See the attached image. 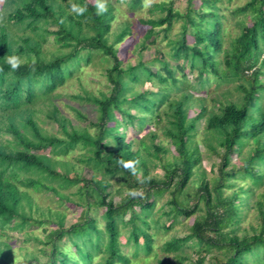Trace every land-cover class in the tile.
Listing matches in <instances>:
<instances>
[{
  "label": "trees",
  "instance_id": "16d2710c",
  "mask_svg": "<svg viewBox=\"0 0 264 264\" xmlns=\"http://www.w3.org/2000/svg\"><path fill=\"white\" fill-rule=\"evenodd\" d=\"M124 1L133 11L145 6L144 0L118 3ZM2 2L0 132L12 135L27 151L35 153L11 149L0 140V236L8 226L21 230L35 223L45 224L26 214V207L31 209L34 202L29 188H46L69 200L52 184L77 186L82 200L78 205L84 206L80 219L68 228L60 222L45 236L42 243L50 249L41 264H94L98 255L103 256L97 264H131L123 244H133L135 256L141 251L153 252L149 220L158 199L169 193L166 215L174 220L193 219L188 234L174 237L163 246L166 253L178 254L181 261L176 264L187 260L180 255L187 249L195 253V257H188V264H264V192L256 203L258 227L252 233L240 234L241 207L255 196L253 186H264V0H249L235 11L246 21L241 22V33L227 50L221 0H187L182 12L172 2L155 4L152 12L161 16L140 20L150 28L145 40L155 36L156 29L166 34L175 22L182 21L180 35L170 42L173 59L185 64H179L176 70L160 51L154 59L124 65L126 50L132 44V26L125 22L110 41L118 11L111 0H99L107 8L99 15L98 0ZM73 4L85 6L86 11L73 12ZM49 25L56 30L50 31ZM50 37L60 49L46 58L44 47ZM139 47L141 52L148 48L146 42ZM12 55L22 61L16 70L6 62ZM95 58L108 62L105 78L110 90L78 98L97 108V121H90V127H78L62 117L55 106L48 116L64 137L43 135L27 107L40 97L56 93ZM157 61L160 69L156 68ZM187 68L196 72L194 84L186 75L182 80L177 77ZM146 82L157 90H136ZM214 83H236L239 100L219 101L217 111H211L203 103L205 99H198L201 106L189 117L188 110L196 99L190 88H211ZM184 87L189 89L184 91ZM175 90L181 92L179 100L172 97ZM77 113L86 119L80 111ZM163 117L170 124L164 134L174 147L172 161L165 156L168 150L156 142V132H150V145L144 139L135 142L127 137L128 129L137 133L149 123L159 125ZM203 119L218 144L207 145L219 160L212 178L202 171L204 154L194 140L197 123ZM48 148L61 156L80 149L84 151L80 160L91 169L73 177L62 174L56 164H68L47 156ZM235 155L239 161H234ZM128 161L133 162L132 168L123 167ZM156 166L162 168L163 177L152 176ZM116 178L128 189L118 202L111 191V181ZM245 179L252 185L237 186ZM99 211L104 228L97 221ZM122 226L128 228L125 243L121 241ZM66 239L68 243L64 244ZM0 264H15L8 242L0 241Z\"/></svg>",
  "mask_w": 264,
  "mask_h": 264
},
{
  "label": "rangeland",
  "instance_id": "374dc122",
  "mask_svg": "<svg viewBox=\"0 0 264 264\" xmlns=\"http://www.w3.org/2000/svg\"><path fill=\"white\" fill-rule=\"evenodd\" d=\"M0 0V4L3 3ZM71 0H67L69 2ZM118 7L117 19L113 23V34L110 38L112 42L114 35L120 30V27L125 23H131L132 32V44L127 48L126 55L124 58V65H135L140 60H150L156 57L158 51H160L171 69L176 70L177 66L183 65V60L175 61L172 57V46L171 41L176 40L180 35L182 28V21L174 23L173 28L169 33H164L160 29H156V35L151 36L148 40L146 35L149 31L148 26H144L140 23L141 19L156 18L160 17V12H152L153 6L160 3H173L174 8L181 12L185 9L187 0H144L145 6L139 10L128 9L126 1L118 3V0H111ZM249 0H221L219 4L220 11L225 16L223 19L224 24V49H229L232 41L237 37L242 30L241 22L246 21V18L242 14H237L235 11L243 7ZM196 5H199L196 2ZM1 19V17H0ZM50 31L56 30L55 26L49 25ZM21 34V31L19 32ZM143 42L147 43L148 48L141 52L139 45ZM44 56L49 58L52 53H58L60 46L55 44L53 38L50 37L48 43L44 47ZM156 68L160 69V62L155 63ZM185 65V64H184ZM108 66L103 58H95L94 62L89 65H83L82 69L71 78L65 86L60 88L56 93L51 96L40 97L38 100L27 108L31 109L33 113V119L37 123L41 133L45 136H57L64 137L63 132L56 122L49 118L50 112L56 107L60 110L62 117L69 121H73L78 127H90V121L96 122L98 118L97 108L90 103L85 102L83 99L78 97H85L86 95L99 96L101 92L107 93L110 90L105 78V71ZM183 75L190 81V84H194V77L196 72H191L188 68L185 72L177 73V77L182 80ZM211 88H201L198 90L190 88L196 99L191 103V107L188 110L189 117H193L195 112L201 106V102L198 99H205L203 102L211 111H217L219 107V101H238L240 93L237 90L236 83H224L216 86L212 84ZM157 90V87L152 83L146 82L144 85L136 86V90ZM184 91L188 90L183 88ZM229 92V94H228ZM226 93V96L223 94ZM174 100H179L181 97L180 91H174L172 95ZM77 111H80L85 117L82 118L78 115ZM163 111V110H162ZM165 111V110H164ZM118 118L120 115L117 113ZM170 126L167 117H163L159 125L149 123L148 126L143 128L141 131L134 133L131 128L127 131V137L129 139H135L136 141L144 139L147 144H151L150 132L154 131L158 134L156 142L168 150L166 158L173 160L175 156L174 147L168 137L165 136V129ZM67 131L70 130L69 126ZM3 130V129H2ZM0 140L4 145L14 150H24L28 153L34 154V151H27L22 145H20L12 135L0 132ZM195 143L200 147L204 154L202 171L206 173L208 178L214 177V169L218 164V158L212 154L207 145H218L217 139L207 130L206 119L200 120L197 123V133L195 135ZM249 150V149H247ZM84 151L77 149L71 152L69 155H54L52 149L48 148L45 151L47 156H53L54 159L61 162L64 161L68 165L64 166L59 163L56 164V170L62 174L66 173L70 177L74 175L83 174L85 169H91L86 166L80 159ZM234 161H239L238 155L234 156ZM152 176L161 178L163 177V170L160 166H156L151 170ZM199 172V176L202 173ZM99 174V173H98ZM199 176L196 180H199ZM21 178H24V174H21ZM111 191L113 192L114 199L120 201L128 192L127 187L118 179H113ZM60 193L64 194L69 200L60 199L52 191L46 188H29L30 196L33 199L32 208L26 207L25 211L28 216L39 222H45L44 225L38 223L32 224L25 229L14 230L8 226L3 230V236H0V241L8 242L12 245L14 251L15 264H27L30 261L33 263L39 262V264L45 262L47 257L45 252L49 251L50 247L45 246L42 242L45 236L54 229H57L60 222H64V226L68 228L70 225L76 223L82 214L84 206L78 205L81 203L79 196L77 195L78 187H62L57 183H53ZM196 185V184H195ZM252 185L250 179L240 180L237 182V186L248 187ZM255 196L249 201V204L242 206V222L240 224V234L245 232L252 233L253 228L258 227V211L256 209V203L260 199L259 195L264 192V186L255 187ZM22 190H26V187L21 186ZM193 191V186L189 190ZM231 193V192H229ZM170 199V194H165L162 198L158 199L157 207L154 211L153 216L150 218L151 228L150 232L154 236L153 252L146 254L141 251L138 256H135V248L133 244L126 246L123 244V251L131 259V264H176L181 259L178 258L176 253H166L163 250V246L166 242L170 241L174 237H183L189 233V227L191 226L193 219H177L174 220L166 215L169 207L167 205ZM139 210V207L136 208ZM95 215V213H92ZM102 211L98 212V224L104 228L105 224L101 218ZM97 217V216H96ZM128 217V216H127ZM159 222V223H157ZM169 227V230L163 229L162 227ZM123 236L121 241L125 243V235H127L128 228L121 227ZM68 243L66 239L64 244ZM44 251V252H43ZM182 257H187L184 260V264L190 262L189 258L195 257V253L191 249L184 250L181 254ZM103 255L96 256L94 264L101 261ZM189 257V258H188Z\"/></svg>",
  "mask_w": 264,
  "mask_h": 264
},
{
  "label": "clouds",
  "instance_id": "9594fccd",
  "mask_svg": "<svg viewBox=\"0 0 264 264\" xmlns=\"http://www.w3.org/2000/svg\"><path fill=\"white\" fill-rule=\"evenodd\" d=\"M71 10L73 12H76L77 14H83L86 11V7L85 6H80V5H77V4H73ZM105 11H107L106 5L104 3H100L99 0H98L97 14L98 15L102 14ZM6 62L10 66V68L12 70H16L17 68H19L20 64L22 63L20 58L18 56H16V55L8 56L6 58ZM123 167L132 168L133 167V162L132 161L125 162L123 164Z\"/></svg>",
  "mask_w": 264,
  "mask_h": 264
}]
</instances>
